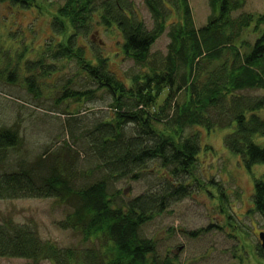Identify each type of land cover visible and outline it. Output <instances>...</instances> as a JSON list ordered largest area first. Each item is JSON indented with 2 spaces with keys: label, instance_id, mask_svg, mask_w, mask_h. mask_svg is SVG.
I'll use <instances>...</instances> for the list:
<instances>
[{
  "label": "trees",
  "instance_id": "16d2710c",
  "mask_svg": "<svg viewBox=\"0 0 264 264\" xmlns=\"http://www.w3.org/2000/svg\"><path fill=\"white\" fill-rule=\"evenodd\" d=\"M37 1L0 0L23 9ZM145 3L154 19L152 28L131 0H61L50 10V39L36 59L24 64L26 72L37 66L40 77L59 74L64 78L51 107L65 103V110L52 111L69 115L65 132L104 173L101 178L77 183L81 170L78 159L68 157L72 149L68 140L50 155L45 149L35 162L21 160L12 167V155L23 139L16 127L0 121V200L56 197L66 204L74 201V210L59 226L80 231L85 242L94 238L100 244L61 247L43 238L34 225L6 218L0 222V258L29 259V264L43 260L55 264H181L169 257L160 261L155 255L156 240L142 236L141 229L200 183L195 174L202 148L200 130H187L228 129L224 143L243 158L249 172L254 165L264 164V145L255 141L257 135L264 137V94L242 93L264 90V14L244 11L245 0H208L211 14L198 28L189 0ZM98 25L106 32L119 29L123 60L130 59L139 67L126 71L125 79L110 70L109 59L101 52L93 48L92 54L86 52L89 34ZM166 31V53L153 52L154 43ZM251 34L256 35L254 41L247 38ZM19 76V70L9 65L0 69V80L16 83ZM23 78L29 93L39 97L42 89L35 76L23 74ZM100 95L109 100L94 119H77L69 112L72 102L82 106ZM150 162L162 170L154 171L161 179L159 184L148 183L146 191L114 204L109 181L139 180L150 171ZM220 195L225 198L224 193ZM252 198L250 211L264 218V171L255 178ZM258 256L257 264H264L262 250Z\"/></svg>",
  "mask_w": 264,
  "mask_h": 264
},
{
  "label": "rangeland",
  "instance_id": "374dc122",
  "mask_svg": "<svg viewBox=\"0 0 264 264\" xmlns=\"http://www.w3.org/2000/svg\"><path fill=\"white\" fill-rule=\"evenodd\" d=\"M43 1L49 4L51 0H38L36 5L27 9L0 2V69L9 65L20 73L16 83L0 80V121L16 127L23 139L19 151L12 155V167H17L21 160L35 162L45 149L50 155L68 140L72 145L68 157L75 158V161L78 159L81 170L77 183L89 184L104 173L97 170L93 160L85 156L81 147L73 144L71 135L65 132L64 122L69 115L58 116L56 112L65 110V103L56 109L51 107L60 95L59 89L65 83L64 78H59V74L49 79L43 78L37 66L27 72L24 66L27 61L38 57L43 43L52 34L50 10L61 0H52L54 3L50 7ZM131 1L135 3L146 25L152 28L154 19L145 0ZM189 1L196 27L204 26L211 14L208 0ZM245 2L244 11L256 16L264 14V0ZM255 37L254 34L247 36L251 41ZM168 42L166 31L156 40L152 51L166 53ZM87 45L90 46L86 51L89 55L92 54V48L96 53L101 52L109 59L110 70L121 78L125 79L126 71L139 69L132 60H123L122 36L117 27L106 32L105 27L96 26L89 34ZM73 72L74 69L67 76ZM23 74L35 76L42 89L39 97L29 93ZM81 80L84 82L85 77H81ZM242 93L264 94V90H245ZM108 100V97L100 95L82 106L81 103L72 102L69 112L74 113L77 119L89 121L95 118V113L106 108ZM196 129L200 130L202 146L195 167L200 183L192 186L190 195L174 201L164 213L147 222L141 229V235L156 240L158 250L155 255L160 261L169 257L178 259L181 264H257L259 251L264 252L260 238V232H264V218L258 212H251L250 208H253L255 178L261 176L264 164L254 165L249 172L243 158L230 151L224 143L228 129L219 128L209 132L206 128L194 127L188 129L187 133ZM255 141L264 145L263 136L257 135ZM206 145L211 149L206 150ZM159 168L156 162H150V171L139 180L129 177L111 179L108 190L114 204L126 203L146 191L148 183L159 184L160 177L154 176L155 170L162 173ZM220 193H224V199L221 195L218 197ZM75 204L74 201L63 203L56 197L1 199L0 222L11 218L16 222L30 223L43 238L55 241L61 247L99 245V240L94 241L93 238L85 242L80 231L59 226V221L74 210ZM29 263H32L31 260L24 258H0V264ZM37 264L55 263L43 260Z\"/></svg>",
  "mask_w": 264,
  "mask_h": 264
},
{
  "label": "water",
  "instance_id": "95a60500",
  "mask_svg": "<svg viewBox=\"0 0 264 264\" xmlns=\"http://www.w3.org/2000/svg\"><path fill=\"white\" fill-rule=\"evenodd\" d=\"M260 238H261L262 245L264 247V232H260Z\"/></svg>",
  "mask_w": 264,
  "mask_h": 264
}]
</instances>
